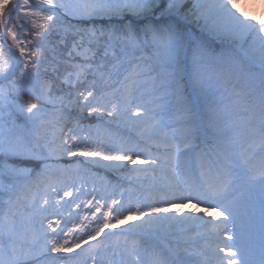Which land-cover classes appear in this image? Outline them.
<instances>
[{
  "label": "snow or ice",
  "instance_id": "snow-or-ice-1",
  "mask_svg": "<svg viewBox=\"0 0 264 264\" xmlns=\"http://www.w3.org/2000/svg\"><path fill=\"white\" fill-rule=\"evenodd\" d=\"M85 110L149 147L81 136ZM90 163L139 187L89 192ZM0 264H264V21L236 0H0Z\"/></svg>",
  "mask_w": 264,
  "mask_h": 264
},
{
  "label": "trees",
  "instance_id": "trees-1",
  "mask_svg": "<svg viewBox=\"0 0 264 264\" xmlns=\"http://www.w3.org/2000/svg\"><path fill=\"white\" fill-rule=\"evenodd\" d=\"M32 3H36V0H31ZM236 5L237 8L242 12L244 15H246L245 11H248L249 15L251 16L255 15V19L253 22L259 23L261 21H264V0H236ZM253 7V10L250 8ZM247 13V14H248ZM248 15V16H249ZM248 16H244L245 18H248ZM74 23V21H73ZM63 31L61 30L59 35H54L51 37L52 44H55L57 40H59L63 36ZM73 40V36L71 33H69L66 38L65 42L67 44V48L71 47ZM51 46V45H50ZM58 50H63L66 52V48H64L63 45L60 46V49ZM9 53L5 49L4 51V56L3 58L6 59ZM52 53H49V59L51 60ZM61 70H63V65H60ZM16 76H19V69L16 70ZM11 79V77H10ZM24 99H28L27 96L24 97ZM35 102V101H33ZM80 122V126L85 129V131H81L80 135H89L92 138H96L99 136L100 138L104 139L106 142H111L114 144H122V142L128 141L127 146L139 144L140 148L142 149H147L149 147L148 142L145 141L144 138L140 137L138 134V128L135 126L129 127L128 125L125 124H117V123H112L108 124L102 120H99L96 117L89 118L88 117V112L87 110L84 111L83 114L77 115L75 112L73 113V116L69 118L70 121V126H73L76 121ZM203 149L207 150L208 145L203 144L202 145ZM151 150L153 152L156 151L155 146H151ZM199 151V149H198ZM148 157H141V159H147ZM54 164H59L67 167L69 164H75V160H72L70 158H64L59 161H54ZM132 165H129V168H131ZM82 171L79 174L77 178L78 184L81 185L83 183L84 177L86 174H94V177L97 178L98 180H104V183L102 185V188L107 185L109 188H111L113 185H119L123 188H128L130 186L132 187H139V182L134 181L132 185H129L127 177L133 175L130 173L127 169H121L119 171L113 169V168H106L101 165H96V164H87L82 166ZM159 175V173H157ZM149 178L152 177V173H148ZM149 181L145 180L143 181L144 184H147ZM101 188V189H102ZM119 191V188H118ZM62 194V193H61ZM90 198V197H89ZM190 202L189 201H175L174 203H171L170 205H167V213L166 215H185L186 212L190 208ZM73 206L71 205L69 210L72 209ZM192 216H196L195 214H188ZM200 215V214H198ZM132 220V217H127V220H120L119 224L126 226L129 221ZM45 225L47 221L44 222ZM33 226L36 229H39L40 227V220L37 218L34 221ZM192 231H195L193 228ZM181 235H191V232H186V233H181ZM106 242L111 243L113 246L116 244V237H109L107 238ZM76 251H79L78 249ZM101 256L107 261L108 258L113 257V252L112 249L109 248L108 252H101ZM115 259H119V256L116 255L114 257Z\"/></svg>",
  "mask_w": 264,
  "mask_h": 264
},
{
  "label": "rangeland",
  "instance_id": "rangeland-1",
  "mask_svg": "<svg viewBox=\"0 0 264 264\" xmlns=\"http://www.w3.org/2000/svg\"><path fill=\"white\" fill-rule=\"evenodd\" d=\"M251 9L253 10V7L250 8V10H251ZM245 12H246V15H244V16H248V15H249L248 11H245ZM247 13H248V14H247ZM248 18H250V19L253 21L256 17H255V15L251 16V14H250V15L248 16ZM103 182H104V180H99V181H98L97 178L94 177V174L91 173V174H87V175H85L84 180H83V183H81V186L86 187L87 190H88L89 192H91L92 189H93V187H95V188H97V189H101L100 187L102 186ZM56 199H57L56 197H53V202H55ZM80 199H81V200H84L85 197H84L83 195H81ZM194 201H195V200H194ZM195 202H196V201H195ZM202 205L204 206L205 204H202ZM70 206H71V204H69V205H65V206H63L62 208H60V207H57V208H50V209H49V212H54V211H55V212H59V213H61L62 215L67 216V214H68V212H69V208H70ZM206 207L208 208V210H213V208L209 207L208 205H206ZM72 210H74V209L72 208ZM209 216H210V217L212 216V214H210V212H209ZM213 216H214V219H215V220H216V219H219L218 217L215 216L214 213H213ZM48 219H49V220L59 219V216L53 217V216L49 215V216H48Z\"/></svg>",
  "mask_w": 264,
  "mask_h": 264
}]
</instances>
